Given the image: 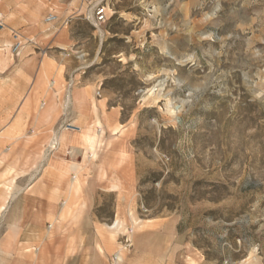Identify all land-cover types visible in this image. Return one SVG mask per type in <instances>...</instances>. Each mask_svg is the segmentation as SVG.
Segmentation results:
<instances>
[{"label":"rangeland","instance_id":"1","mask_svg":"<svg viewBox=\"0 0 264 264\" xmlns=\"http://www.w3.org/2000/svg\"><path fill=\"white\" fill-rule=\"evenodd\" d=\"M105 1L0 0V264H264V0Z\"/></svg>","mask_w":264,"mask_h":264},{"label":"crops","instance_id":"2","mask_svg":"<svg viewBox=\"0 0 264 264\" xmlns=\"http://www.w3.org/2000/svg\"><path fill=\"white\" fill-rule=\"evenodd\" d=\"M106 3L107 2L105 1V4ZM83 96H79L78 95V92L74 94V97L77 98L76 100L79 103V104L76 105L77 107H79L81 101L83 99H85ZM13 97L14 98H13V102H12L11 108L6 107L3 112H9L10 110L12 112H14V116L12 117V120L10 121V124H8V126L9 125L11 126L10 128H11L12 131H14V130L16 131L18 129V127H19V120H18L19 118L15 115V113L16 112H18V113L19 112H24V113L25 112H28V113L31 112L32 111L31 104L34 102L35 96L34 95H30V96H28V99L27 100H26V98L25 99L23 98V102L20 101L18 92H16L15 94H13ZM74 97H73V99H74ZM14 101H15V104H14ZM14 106H17L16 109H15ZM55 111H56L55 104H50L49 106L45 107L44 110H43V112H45L47 114H50V116H47V120L48 119H53V114L55 113ZM31 122H32V124H35V119L33 121L31 119L28 120V124H29L28 126L29 127H30V123ZM60 127L62 128V125ZM51 134L53 136L50 135V139L48 140V142H50V143L51 142L52 143L58 142V144L60 146H65V142H64L65 141V138H66L65 133L58 132L57 130H54L52 128L51 129ZM18 140H19L18 135H16L15 137L12 136V140H11L12 142H15V141L18 142ZM76 166L77 165L74 164L72 166V168L73 169H77ZM19 177L20 176H17V181H19ZM12 182L14 183V179H13ZM17 189H19V188H17ZM3 191H4L3 189L0 191V200H1L0 204L3 201H6L7 200V199L6 200L3 199V197H2L3 196ZM13 191H15V189H13ZM20 193H21V191L19 189V191H17V193H16L15 196L20 195ZM15 196L14 197L12 196V197L15 198ZM13 198H8V199H13ZM68 199L69 198H66L65 197V199L62 201L64 203V205L67 204ZM3 209H5V205L4 204H2L0 206V210L2 211ZM35 211H36V207H35V203H34L33 198L30 196V194L25 193L17 201H13V205H12V222L15 223L16 225L27 226L28 229L31 228V230H32V227L37 223L36 222L37 221V217L35 216ZM58 256L59 257H62V254H59L56 257H58ZM55 259L56 258L51 259L52 261L50 262V264H58L59 262H60V264H64V262H65V261L64 262H61V259H60V261L59 260H55ZM116 259H119V255L116 256Z\"/></svg>","mask_w":264,"mask_h":264},{"label":"built area","instance_id":"3","mask_svg":"<svg viewBox=\"0 0 264 264\" xmlns=\"http://www.w3.org/2000/svg\"><path fill=\"white\" fill-rule=\"evenodd\" d=\"M83 4H85L88 8L89 16L93 19L96 24H101L107 19V5L104 0H82ZM58 19V15L55 11L50 10L44 17L46 22H53ZM5 23L2 18V13L0 11V28H3ZM12 43L10 44V51L12 54H16L22 47V41L20 34L18 31L11 30ZM70 130H77L73 126L69 128Z\"/></svg>","mask_w":264,"mask_h":264},{"label":"bare ground","instance_id":"4","mask_svg":"<svg viewBox=\"0 0 264 264\" xmlns=\"http://www.w3.org/2000/svg\"><path fill=\"white\" fill-rule=\"evenodd\" d=\"M52 83H53V82H52ZM53 84H55V82H54ZM47 116H50V114H48ZM72 126H73L74 128L79 129V127H78L77 125H74V124H72V123H70V122L67 123L65 127H63V126H62V127H63L64 129L67 130V129H69V128L72 127ZM52 136H53V135H52ZM74 179H75V178H74ZM66 198H67V197H66ZM63 204H64V203H63ZM116 256H118V255L116 254Z\"/></svg>","mask_w":264,"mask_h":264}]
</instances>
